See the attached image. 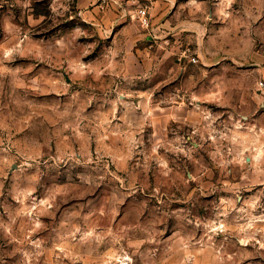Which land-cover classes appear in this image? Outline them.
Listing matches in <instances>:
<instances>
[{
  "label": "rangeland",
  "instance_id": "obj_1",
  "mask_svg": "<svg viewBox=\"0 0 264 264\" xmlns=\"http://www.w3.org/2000/svg\"><path fill=\"white\" fill-rule=\"evenodd\" d=\"M173 3L0 0V264H264V0Z\"/></svg>",
  "mask_w": 264,
  "mask_h": 264
},
{
  "label": "crops",
  "instance_id": "obj_2",
  "mask_svg": "<svg viewBox=\"0 0 264 264\" xmlns=\"http://www.w3.org/2000/svg\"><path fill=\"white\" fill-rule=\"evenodd\" d=\"M141 1V3H140ZM138 3V7H133V3ZM150 5V16L152 20V29L150 32L158 33L162 26H166L172 17H170L171 8L174 6L173 0H110L108 3H103L101 0H79V7L83 11V13L87 14L90 17H87L94 23L102 24L106 28L113 25L114 22H119L126 26V28L132 30L134 28L141 29L144 28L140 21L137 19V9L144 5ZM122 9L120 12L122 16L127 17H95L104 10L106 13H112V10ZM93 16V17H91ZM131 16V17H128ZM113 22V23H112ZM263 93L261 94L260 101L262 106H264V88H261ZM248 123L249 120L252 119L251 126L258 127L262 133L257 134L255 136L251 131L240 130L237 131L238 141L237 143L240 145V148L244 149H253L256 151L263 150L264 151V112L259 114L256 117H247ZM250 126V128H251ZM258 158V157H256ZM255 158L251 159V166L255 163ZM261 162V161H260ZM259 162V163H260ZM261 165L264 164L260 163ZM256 172V171H255ZM254 172V173H255ZM251 175V178L257 176H264V171L262 173H256ZM249 177V175H247Z\"/></svg>",
  "mask_w": 264,
  "mask_h": 264
},
{
  "label": "built area",
  "instance_id": "obj_3",
  "mask_svg": "<svg viewBox=\"0 0 264 264\" xmlns=\"http://www.w3.org/2000/svg\"><path fill=\"white\" fill-rule=\"evenodd\" d=\"M110 0H101L103 3H108ZM137 19L140 21L141 25L146 28V29H151L152 28V20L150 16V5L144 4L140 6L137 9V14H136ZM260 87L264 88V82H260Z\"/></svg>",
  "mask_w": 264,
  "mask_h": 264
}]
</instances>
